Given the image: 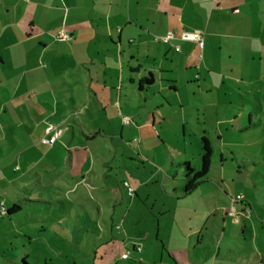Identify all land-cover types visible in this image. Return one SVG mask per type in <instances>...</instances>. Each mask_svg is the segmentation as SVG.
Wrapping results in <instances>:
<instances>
[{"label": "crops", "instance_id": "crops-1", "mask_svg": "<svg viewBox=\"0 0 264 264\" xmlns=\"http://www.w3.org/2000/svg\"><path fill=\"white\" fill-rule=\"evenodd\" d=\"M229 80L260 82L236 87L264 103V0H0V204L19 213L40 188L88 183L74 171L92 140L173 135L200 139V156L213 132L194 125L229 107Z\"/></svg>", "mask_w": 264, "mask_h": 264}, {"label": "rangeland", "instance_id": "rangeland-1", "mask_svg": "<svg viewBox=\"0 0 264 264\" xmlns=\"http://www.w3.org/2000/svg\"><path fill=\"white\" fill-rule=\"evenodd\" d=\"M239 83L228 81L236 91L228 108H211L207 124L202 110L194 125L213 132L214 149L208 179L195 190H182L184 164L199 169L200 139L147 140L134 130L113 144L92 140L74 171L88 183L66 181L74 187L66 195L40 188L28 210L11 221L0 215V264H264V103L237 88L260 82Z\"/></svg>", "mask_w": 264, "mask_h": 264}, {"label": "trees", "instance_id": "trees-1", "mask_svg": "<svg viewBox=\"0 0 264 264\" xmlns=\"http://www.w3.org/2000/svg\"><path fill=\"white\" fill-rule=\"evenodd\" d=\"M153 82L151 78L144 81L145 84L150 85ZM213 153L214 149L211 142L208 138H202V154L200 155L201 163L198 170L192 169L189 163H185L187 171L185 177L187 178V184L182 189L185 194L191 193L195 190L198 185L207 179V176L210 173L211 166L213 163ZM20 210V207L16 205L11 209H5V211L0 212L3 217L11 218L12 215L17 213ZM140 250V249H139ZM23 264H29L26 258L23 259Z\"/></svg>", "mask_w": 264, "mask_h": 264}, {"label": "built area", "instance_id": "built-area-1", "mask_svg": "<svg viewBox=\"0 0 264 264\" xmlns=\"http://www.w3.org/2000/svg\"><path fill=\"white\" fill-rule=\"evenodd\" d=\"M62 37H66V36L64 35ZM173 37H174V34L170 33L167 36H165L163 38V40L165 42H169ZM182 38L186 39V40L194 41V42H196L199 45V47L201 49L204 48V38H203V34L201 32H184L182 34ZM176 49H177V51L181 50L180 47H177ZM124 122L125 123H129V119L125 118ZM53 129H54V126L51 125V126H49L47 128V132H51ZM56 138H57V135L51 136V137H45V138H43L42 142L44 144H52V143H54L56 141ZM130 193H133V190L131 188H130ZM242 200H243V197L238 195L237 198H236V202H238V201L242 202ZM2 208L5 211V208L4 207H2ZM236 212H237V207H235V206H233L232 209L229 210V214L232 215V216H236Z\"/></svg>", "mask_w": 264, "mask_h": 264}]
</instances>
